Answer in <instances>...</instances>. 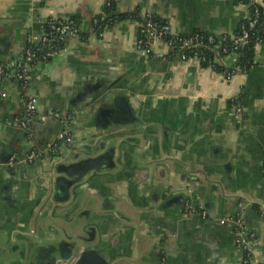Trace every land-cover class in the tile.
Listing matches in <instances>:
<instances>
[{
  "label": "crops",
  "instance_id": "obj_1",
  "mask_svg": "<svg viewBox=\"0 0 264 264\" xmlns=\"http://www.w3.org/2000/svg\"><path fill=\"white\" fill-rule=\"evenodd\" d=\"M109 1L119 14L140 10V18L154 12L170 22L175 32L217 36L234 35L251 4L264 7V0H0V64L20 58L27 32L39 29L33 8L41 20L76 16L84 32L67 38L57 57L36 61L24 84L0 80V90L7 92L6 98H0L3 113H20L28 95L38 96L41 102L36 123L24 132L6 131L7 140L22 153L33 147L47 149L64 124L48 118L45 110L73 109L74 102L79 103L74 96L81 88L76 82L95 85L102 80L103 70L119 60L120 66L126 65L123 71H129L122 88L75 118L73 141L62 149L68 152L79 143L81 128L97 118L105 127L119 124L129 146L141 144L142 163L156 161L161 169L144 189L128 182L134 176L124 168L84 181L87 191L97 198L91 216L106 231L108 250L104 253L113 254L118 264H244L235 230L207 221L209 216L219 220L240 215L256 233L251 264H264V42L256 45L255 65L248 72L237 68L231 79L177 56L169 60L148 56L142 61L136 56L143 25L139 19L116 21L101 36L94 32L92 20ZM154 48L168 51L162 42ZM227 63L234 65V58L229 56ZM237 98L244 110L242 125L235 123L237 114L231 104ZM14 185L0 177V227L17 222L20 233L14 240L19 242L15 247L19 251L28 232V209H21L25 199L17 198ZM117 186L123 192V208L111 189ZM181 192H189L197 208L206 209L209 216H183L177 202L163 205L169 196ZM44 236L37 233L41 239ZM39 245L26 264H53L47 244ZM165 246L168 259L158 253Z\"/></svg>",
  "mask_w": 264,
  "mask_h": 264
},
{
  "label": "water",
  "instance_id": "obj_2",
  "mask_svg": "<svg viewBox=\"0 0 264 264\" xmlns=\"http://www.w3.org/2000/svg\"><path fill=\"white\" fill-rule=\"evenodd\" d=\"M31 14L35 17V25H39L40 29L41 19L35 8L32 9ZM136 53L139 60L145 61L148 57L140 52ZM119 62L121 61L117 60L108 70H103L102 80L95 85L87 86L86 83L76 82V85L79 84L81 88L74 96L79 103L74 102L73 109L59 108L58 117L50 116L48 114L50 109H47L45 115L62 121L68 112H72L75 116H73L74 122L82 111L88 108L93 109L99 99L106 97L109 92L122 88L121 82L129 75V71H123L126 65L120 66ZM8 81L19 84L15 80ZM29 97L30 95L26 96V100ZM38 99L41 107L40 98ZM25 102L20 113L10 116L0 111V177L14 182L15 195L17 198L21 196L25 199L21 209L23 211L28 209L25 214L28 232L23 234L25 239L19 251L15 248L19 242L14 240L15 235L20 233L17 222L13 220L0 227V264H26L32 251H37L39 248L40 242L47 244L53 257V264H118L113 254H105L108 250L105 244L106 231L101 229L97 219L91 216V208L97 202V198L87 191L84 181L92 175L124 168L130 176H134L132 180L129 178L128 182H133L132 186L144 189L148 182L151 183L154 178H157L161 165L156 161L143 164L141 144L137 142L129 146L119 124L114 123L105 127V124H99L97 118L81 128L80 142L71 146V150L65 152L61 147L59 153L52 156L46 149L41 148L45 151L44 157L29 164L23 160L26 153H22L14 143L8 141L5 133L11 130L27 131L19 126L17 120L24 112ZM81 103L84 106L79 107ZM243 112L244 110L241 114H237L235 120L237 125L244 123ZM14 153L18 155L20 161L11 167L8 162ZM43 161L47 162L45 167L41 165ZM192 181H189V185L195 188ZM166 183H168L167 180ZM170 185L168 184V187ZM53 188L55 194L51 196ZM111 189L116 194L114 198L119 207L123 208L124 199L121 188L117 186ZM188 193L181 192L169 196L163 205L177 202L180 203L183 216L200 217V214L188 211V204L192 208L199 207L198 202ZM239 207L240 212H244V208L241 205ZM223 218L214 220L209 216L207 221L230 225L234 230V223L222 221ZM37 233H45L44 238L37 237ZM234 234L236 237L235 231ZM164 241L167 246V238H164ZM166 246L159 248L158 253H164L168 259L170 253Z\"/></svg>",
  "mask_w": 264,
  "mask_h": 264
},
{
  "label": "built area",
  "instance_id": "obj_3",
  "mask_svg": "<svg viewBox=\"0 0 264 264\" xmlns=\"http://www.w3.org/2000/svg\"><path fill=\"white\" fill-rule=\"evenodd\" d=\"M264 9V7H263ZM259 6H254L253 11L245 17L240 25L238 34L230 35L223 34L217 36L213 33H203L196 31L192 33H181L173 30L170 22L154 12H147L144 17L142 37L137 39V50L146 56L155 57L161 60H169L173 57H178L184 61H194L203 66L215 69L217 65H223L222 74L227 79H231L236 73L235 69H231L227 60L229 56L234 58V63L238 60L241 47H244L250 42V37L255 34L258 27L264 31V10ZM99 21L94 19V23ZM40 29L36 32H30L27 36V44L23 55L12 62L11 64H0V80L8 81L15 80L20 84H24L30 73L31 67L39 59L49 60L57 57L59 54V44L61 41L69 37L80 34V27L75 20L70 18L51 17L40 21ZM102 35V32L99 33ZM156 42H162L168 51L155 50ZM262 38H257V44H262ZM202 47L210 48L211 52H207ZM232 48V51H231ZM210 54H212L210 56ZM247 72L246 69H242ZM7 92L4 89L0 90V98H6ZM234 100V99H233ZM232 100V101H233ZM236 114L242 113L241 105L232 102ZM39 99L36 95H30L25 102L23 114L17 118L19 126L28 130L35 122L39 114ZM50 116L58 117L59 109H51L48 111ZM64 129L56 136L46 149L52 156H56L63 144L73 141V133L71 126L73 122V114L67 113L62 120ZM45 151L33 147L25 156L24 161L29 164L34 163L37 159L43 158ZM18 159L17 154H13L8 164L13 167ZM187 209L191 213H198L203 217H208L209 213L204 208H192L190 204ZM222 221L234 223L236 232V244L243 253V263L251 264L253 257V242L255 241L256 233L249 230L242 220L240 215L226 216Z\"/></svg>",
  "mask_w": 264,
  "mask_h": 264
},
{
  "label": "trees",
  "instance_id": "obj_4",
  "mask_svg": "<svg viewBox=\"0 0 264 264\" xmlns=\"http://www.w3.org/2000/svg\"><path fill=\"white\" fill-rule=\"evenodd\" d=\"M254 6H259L263 9V7L260 5L251 4L250 8H249V15L253 11ZM139 13H140V10H138L134 13H131L129 15L119 14V13H117L116 6L114 5V2L109 1L104 6L103 13L96 17L99 19V21L97 23H94L95 18L92 20V27H93L94 32L100 33V32H103L106 28L113 25L116 21H120V20H122L124 18H128V17H130L131 19H139L141 22L144 23V17L139 18V16H138ZM69 18L75 20V22L80 27V21H79L78 17L73 16V17H69ZM142 29H143V25H141V27L139 29L138 38L142 37ZM238 32H239V28L235 34H238ZM203 33L208 34V32H203ZM80 34L81 35L84 34L83 30H80ZM258 37H261L262 41L264 42V31L261 30V27H258L255 34H253L250 37V42L238 50V52H239L238 60L234 63V65H232L230 67L231 69L236 70L237 68H241V69H246L248 72L251 69V67H253V65H255L256 45H257V38ZM64 43H65V40L60 42L59 49H61L63 47ZM201 49H203L207 52H211L210 48L202 47ZM231 51H232V48H231ZM211 55L212 54H210V56ZM204 65H205V67H207L206 64H204ZM224 68L225 67L223 65L219 64L216 66L215 70H218L221 72V71H223ZM233 101L236 102L237 104L241 105L240 104V98L234 99ZM233 101H231V104Z\"/></svg>",
  "mask_w": 264,
  "mask_h": 264
}]
</instances>
